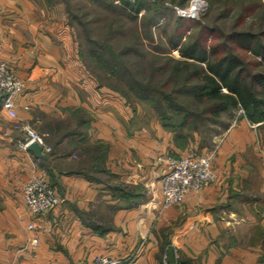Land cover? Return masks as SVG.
I'll return each instance as SVG.
<instances>
[{"label":"crops","instance_id":"obj_1","mask_svg":"<svg viewBox=\"0 0 264 264\" xmlns=\"http://www.w3.org/2000/svg\"><path fill=\"white\" fill-rule=\"evenodd\" d=\"M0 61L25 82L17 102L23 123L43 132L42 125L80 111L86 116L85 141L107 148L99 174L86 170L90 159L69 150L74 136L57 144L46 138L52 150L39 157L20 147L24 132L14 129L0 105V264H89L99 254L118 264H174L172 245L194 264L259 261L264 121L252 122L244 111L236 112L211 149L197 142L177 146L160 123L133 124L125 100L100 88L80 59L63 0H0ZM193 151H215L218 177L165 210L161 177L166 156ZM43 174L61 203L35 214L25 204L23 187ZM114 177L140 190L142 200L114 198Z\"/></svg>","mask_w":264,"mask_h":264},{"label":"trees","instance_id":"obj_2","mask_svg":"<svg viewBox=\"0 0 264 264\" xmlns=\"http://www.w3.org/2000/svg\"><path fill=\"white\" fill-rule=\"evenodd\" d=\"M90 1L107 9H115L120 18L123 16L129 20H135L139 16L143 4H133L127 0H113L109 3L105 0ZM234 1L237 0H227L229 6L234 4ZM252 3L246 6L242 1L236 13L239 20L242 17L243 19L249 17L248 19L252 20L251 25L245 27L241 24V28H238L235 24L233 25L235 27L230 28L226 33L212 23L196 24L194 28H190L193 25L189 20L178 17L175 19L174 36L168 41L169 49L166 53L172 60V75L175 80L172 85V95H166L161 90L150 87L148 83L129 80L130 92L154 102L164 128H168L167 126L172 122V128L188 126L194 131L201 122L208 120L222 123L224 116L232 117L238 109H242L252 122L264 121V16H255L259 14L258 11L264 7V4L261 2L252 5ZM233 7L235 6H231ZM67 11L70 19H78V16L68 8ZM71 24L74 27L72 22ZM150 24H152L151 20ZM142 40L153 44L155 39L149 31L145 34L134 31L133 40H128L129 43L136 44L134 50L138 54L142 52L140 49ZM86 51L89 59L96 62L103 72L118 74L116 69L119 65L112 61L111 51L104 52L90 45ZM175 51L179 52L178 57L173 55ZM79 55L88 72L99 80L91 68L92 63L85 58L84 52ZM98 86L105 87V90L117 94L128 105L130 104L129 98L122 92L108 88L102 83H98ZM190 100L200 106L192 104ZM187 103L193 105L194 109L189 108ZM198 110L201 112L197 113ZM132 111L136 114L137 108L133 107ZM203 114H209V117L207 115L203 117ZM47 126L54 144L59 143L65 136L76 137L70 141L69 150L78 153L84 161L90 159L87 160L86 165L84 164L88 167L86 168L88 172L89 170L97 174L102 172L107 148L105 145L96 146L85 141L83 128H86L87 123L86 116L82 112H73L67 119ZM64 129L66 130L60 133ZM173 134L174 143L184 147L187 138L178 133ZM112 192L113 197L120 199L121 202L138 203L143 198L140 190L126 188L120 183L112 184ZM263 255L264 249L256 264H260ZM180 264H194V262L182 258Z\"/></svg>","mask_w":264,"mask_h":264},{"label":"rangeland","instance_id":"obj_3","mask_svg":"<svg viewBox=\"0 0 264 264\" xmlns=\"http://www.w3.org/2000/svg\"><path fill=\"white\" fill-rule=\"evenodd\" d=\"M65 1L68 5H66ZM65 1L66 7L73 14L78 16V19H70V22L73 23L76 31L78 50L80 53L84 52L85 58L92 63L91 65L93 67L91 66V68H93L99 80L95 79L96 77L94 76L93 78L98 83H102L106 87H110L111 89L118 92L120 91L126 95L129 98V107L131 109L136 107L138 111H136V114L133 112V124L143 123L144 125L151 123L161 124L159 120V110L156 108L154 102L152 103L149 100L142 99L138 96V94L130 92L128 82L129 80L134 79V81L148 83L150 87L159 89L166 95H172V85H174L175 80L173 79L174 75H172V60H170L171 58H168V54L166 53L169 49L168 41L170 40V37L174 36L175 19L178 17L182 20H189V22L193 25V27L190 28H194L196 24L212 23L213 25L218 26L221 31L226 33L230 28L235 27L233 26L235 24H237L238 28H241V24L245 27H249L251 25L252 20L248 19L249 17L244 19L242 17L239 20L238 16H236V13L239 10V4L242 1H244L246 6H248L251 2H253L252 5L257 3L260 4L261 2L264 4V0H237L234 1L235 5L231 4L229 6V2H227V0H202L204 4L199 0L200 4H202L200 5V9L204 5L203 11L198 14L197 19H189L179 17L177 15L176 8L178 7L183 9L192 6L190 4H192L191 2L193 0H185L184 3H181L183 0L128 1L133 4L143 3L139 16L135 20H129L123 16L120 18V16H118L115 12V9H107L93 3L90 0ZM105 1L106 3L111 1L113 2V0ZM231 6L235 7L231 8ZM258 13L259 14H255V16H264V7L260 9ZM243 15L245 14L243 13ZM150 20L152 24H150ZM134 31L142 34L149 31L155 39L153 44L142 40V44H140V49H142L141 54L143 53L142 55L136 53L134 50L136 44L128 42V40H133ZM125 42H128V44H125ZM89 45L102 49L104 52L111 51L113 54H111L113 58L112 61L119 65V68L116 69L118 74H109L107 71L103 72L96 62L91 61L87 56L88 54L86 51ZM128 46L129 48L127 49ZM173 55L178 57L180 54L178 51H175L173 52ZM155 97L158 96L155 95ZM191 103L194 104L193 102ZM186 105L191 109L193 108V105H190V103H187ZM194 105L200 106L198 104ZM240 111L243 110H236L232 117L227 115L224 116L222 123H215L211 120L201 122L198 129L194 131L188 126H175L172 128V122H170L171 124L165 129L170 131L173 136V133H178L187 138L186 145L182 148H188L190 145H193L194 142H197L198 147L211 149L215 145V140L220 137L222 132H224V130L234 120L236 112L239 113ZM199 112L201 111L198 110L197 113ZM203 115L201 116L209 117V114ZM42 127L43 132L40 130L37 131L43 136L45 142L46 138L51 141V138L53 137L47 129V124L44 126L42 125ZM192 153L196 152L193 151ZM116 181L117 180L114 177L113 183H116ZM171 248L174 264H180L182 260L181 250L173 245ZM260 264H264V255Z\"/></svg>","mask_w":264,"mask_h":264},{"label":"built area","instance_id":"obj_4","mask_svg":"<svg viewBox=\"0 0 264 264\" xmlns=\"http://www.w3.org/2000/svg\"><path fill=\"white\" fill-rule=\"evenodd\" d=\"M135 2L137 0H127ZM194 1V0H193ZM193 1L191 3H193ZM202 3L203 1L200 0ZM204 4V3H203ZM191 5V4H190ZM203 7L192 14L187 8H176L177 15L181 18L197 19ZM25 89V82L9 66L0 61V105L7 115L14 120V129L22 130L24 138L19 143L23 150L37 142L49 153L51 147L45 142L43 136L29 124L23 123L17 113V102ZM215 151L202 154L190 153L184 156H166L165 172L161 177V202L163 209L167 210L181 201L190 192H198L211 186L218 174L213 167ZM25 204L35 214H41L56 207L61 203L53 185L43 175L31 177L23 187ZM35 225H31L34 227ZM37 245L38 239L32 240ZM119 261L106 255H95L89 264H118Z\"/></svg>","mask_w":264,"mask_h":264},{"label":"water","instance_id":"obj_5","mask_svg":"<svg viewBox=\"0 0 264 264\" xmlns=\"http://www.w3.org/2000/svg\"><path fill=\"white\" fill-rule=\"evenodd\" d=\"M28 149L32 150L35 152V154L39 157H45L46 154L44 152L43 146L38 144L37 142H33L29 145Z\"/></svg>","mask_w":264,"mask_h":264},{"label":"bare ground","instance_id":"obj_6","mask_svg":"<svg viewBox=\"0 0 264 264\" xmlns=\"http://www.w3.org/2000/svg\"><path fill=\"white\" fill-rule=\"evenodd\" d=\"M192 6H190V9L189 11L192 13V14H195L196 11H198L200 9V2L199 0H194L193 3L191 4Z\"/></svg>","mask_w":264,"mask_h":264}]
</instances>
